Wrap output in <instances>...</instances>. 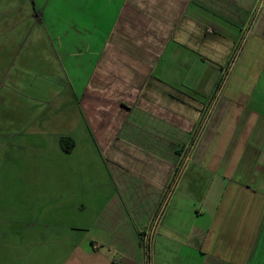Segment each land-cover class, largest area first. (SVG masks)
Segmentation results:
<instances>
[{
  "label": "crops",
  "instance_id": "crops-1",
  "mask_svg": "<svg viewBox=\"0 0 264 264\" xmlns=\"http://www.w3.org/2000/svg\"><path fill=\"white\" fill-rule=\"evenodd\" d=\"M0 119L80 182L33 264H264V0H0Z\"/></svg>",
  "mask_w": 264,
  "mask_h": 264
},
{
  "label": "rangeland",
  "instance_id": "rangeland-1",
  "mask_svg": "<svg viewBox=\"0 0 264 264\" xmlns=\"http://www.w3.org/2000/svg\"><path fill=\"white\" fill-rule=\"evenodd\" d=\"M10 110L12 109L7 108V111ZM11 121L9 119H0V264H14V260L17 259L18 255L28 258L26 264H33L32 261L30 262L31 256H34L31 252L33 251L31 245L24 242L21 250L19 249L20 247L16 248L19 242L22 241L21 239H24L27 230L26 224L30 220L31 212L42 213L40 215V222L42 223L53 222L56 226H66L68 222L65 221L66 216L63 213V205L68 198L66 199L65 196L67 193L79 188L80 182L77 178L71 183L72 189L69 185L68 190H66L68 184L62 180L61 163L55 160L52 164L54 167L51 170L45 168L44 166L47 162L45 160L46 151L44 152L41 147H39L37 153H34L36 157L31 156L32 158H19L18 151L14 149L12 151L10 149L6 150L4 133L9 136V141H14L15 135L13 133L19 127V125H13ZM22 121L26 124L28 123L26 119ZM7 155H11L13 159L10 160ZM14 157L16 158L15 162ZM88 186H91V183H88ZM21 191L24 196L18 199L15 195ZM76 195H72V200ZM15 218L19 223L14 222ZM14 223L17 224V228ZM56 226L54 228H57ZM62 232L63 230L60 228L61 235ZM58 234L59 231H56L53 234V239L56 238L57 240L60 238V234ZM27 241L30 243L29 240ZM47 249L50 248L48 247ZM55 249L59 252L58 248Z\"/></svg>",
  "mask_w": 264,
  "mask_h": 264
},
{
  "label": "built area",
  "instance_id": "built-area-1",
  "mask_svg": "<svg viewBox=\"0 0 264 264\" xmlns=\"http://www.w3.org/2000/svg\"><path fill=\"white\" fill-rule=\"evenodd\" d=\"M159 222V217H156L152 222L151 226L144 232L142 238V246L144 250V261L142 264H154V235L157 230V224Z\"/></svg>",
  "mask_w": 264,
  "mask_h": 264
},
{
  "label": "trees",
  "instance_id": "trees-1",
  "mask_svg": "<svg viewBox=\"0 0 264 264\" xmlns=\"http://www.w3.org/2000/svg\"><path fill=\"white\" fill-rule=\"evenodd\" d=\"M60 144L64 151L70 152L74 148L75 142L73 138L66 136L60 138Z\"/></svg>",
  "mask_w": 264,
  "mask_h": 264
}]
</instances>
